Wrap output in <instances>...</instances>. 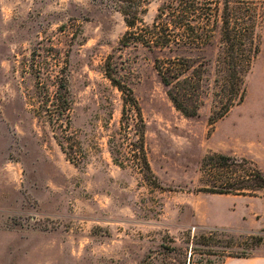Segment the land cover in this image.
<instances>
[{"label": "rangeland", "instance_id": "374dc122", "mask_svg": "<svg viewBox=\"0 0 264 264\" xmlns=\"http://www.w3.org/2000/svg\"><path fill=\"white\" fill-rule=\"evenodd\" d=\"M164 1L149 0L144 21ZM129 28L106 1L0 0V264H206L264 254V189L261 197L199 189L211 152L264 171V22L244 99L215 121L218 42L125 46ZM171 56L206 70L198 115L179 110L161 79L156 59ZM109 73L138 98L155 179L137 163L135 120L122 127L125 95ZM57 75L68 78L69 121L50 120Z\"/></svg>", "mask_w": 264, "mask_h": 264}, {"label": "trees", "instance_id": "16d2710c", "mask_svg": "<svg viewBox=\"0 0 264 264\" xmlns=\"http://www.w3.org/2000/svg\"><path fill=\"white\" fill-rule=\"evenodd\" d=\"M100 1L118 9L130 27L120 39L122 45L142 43L148 47L176 50L218 42L220 49L214 81L220 105L213 121L242 102L246 93L245 77L261 51L259 28L264 22L263 3L257 0H165L153 21L147 23L143 14L149 0ZM156 68L175 106L186 115H198L205 92L206 70L190 57L179 56L157 58ZM109 74L125 95L122 127L129 129L130 120H135L136 137L131 144L137 163L145 177L155 179L157 177L145 149V121L138 98L131 87ZM57 78L54 96L46 101L52 111L50 120L57 122L65 116L69 121L71 99L68 78L67 75H57ZM201 164L206 186L199 189L245 195H258L264 189V171L247 157L215 151L205 155ZM222 260L224 258L207 261L206 264Z\"/></svg>", "mask_w": 264, "mask_h": 264}, {"label": "crops", "instance_id": "0c3cea01", "mask_svg": "<svg viewBox=\"0 0 264 264\" xmlns=\"http://www.w3.org/2000/svg\"><path fill=\"white\" fill-rule=\"evenodd\" d=\"M259 147L262 148L261 146ZM263 150H264V145H263ZM255 196L261 197L260 195H255ZM261 198L264 199V197ZM221 225H227V224H221ZM263 227H264V222L261 224L260 228ZM216 264H264V254L229 255L226 256L224 260L217 262Z\"/></svg>", "mask_w": 264, "mask_h": 264}]
</instances>
